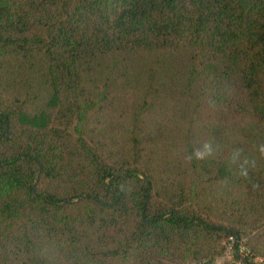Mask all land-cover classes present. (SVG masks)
<instances>
[{"label": "trees", "instance_id": "trees-1", "mask_svg": "<svg viewBox=\"0 0 264 264\" xmlns=\"http://www.w3.org/2000/svg\"><path fill=\"white\" fill-rule=\"evenodd\" d=\"M264 255V0H0V264Z\"/></svg>", "mask_w": 264, "mask_h": 264}, {"label": "built area", "instance_id": "built-area-1", "mask_svg": "<svg viewBox=\"0 0 264 264\" xmlns=\"http://www.w3.org/2000/svg\"><path fill=\"white\" fill-rule=\"evenodd\" d=\"M224 252L222 257L226 258L233 264H246V260L251 258L252 251L248 245V240L245 237L236 238L231 236L225 242ZM258 263H264V255H258L255 257ZM192 264H206V260L201 262H193Z\"/></svg>", "mask_w": 264, "mask_h": 264}, {"label": "crops", "instance_id": "crops-1", "mask_svg": "<svg viewBox=\"0 0 264 264\" xmlns=\"http://www.w3.org/2000/svg\"><path fill=\"white\" fill-rule=\"evenodd\" d=\"M207 264H233V263L228 261L226 258L219 256L215 260H213L212 262L207 263ZM262 264H264V263H262Z\"/></svg>", "mask_w": 264, "mask_h": 264}]
</instances>
